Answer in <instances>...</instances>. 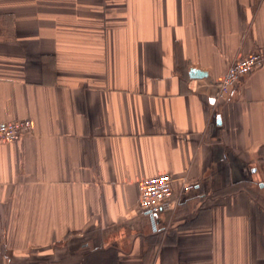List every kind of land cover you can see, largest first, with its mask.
<instances>
[{
    "label": "crops",
    "instance_id": "crops-1",
    "mask_svg": "<svg viewBox=\"0 0 264 264\" xmlns=\"http://www.w3.org/2000/svg\"><path fill=\"white\" fill-rule=\"evenodd\" d=\"M253 51L264 0H0V264H264V61L210 100Z\"/></svg>",
    "mask_w": 264,
    "mask_h": 264
},
{
    "label": "built area",
    "instance_id": "built-area-1",
    "mask_svg": "<svg viewBox=\"0 0 264 264\" xmlns=\"http://www.w3.org/2000/svg\"><path fill=\"white\" fill-rule=\"evenodd\" d=\"M263 61L264 53L256 51L237 58L217 80L215 96L210 100L215 101L223 96L242 75L261 65ZM32 127V120L28 117L2 122L0 123V143L21 139L31 133ZM172 181V176L168 172L141 180L138 195L140 207L154 213L168 203L172 196Z\"/></svg>",
    "mask_w": 264,
    "mask_h": 264
},
{
    "label": "water",
    "instance_id": "water-1",
    "mask_svg": "<svg viewBox=\"0 0 264 264\" xmlns=\"http://www.w3.org/2000/svg\"><path fill=\"white\" fill-rule=\"evenodd\" d=\"M191 75L198 76V77H202V76H205L206 75V72L200 71V70H197V69H193V72H192ZM151 216H153V215H151Z\"/></svg>",
    "mask_w": 264,
    "mask_h": 264
}]
</instances>
